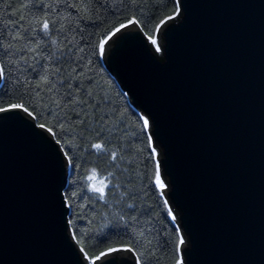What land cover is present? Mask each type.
I'll return each instance as SVG.
<instances>
[{"label":"water","instance_id":"1","mask_svg":"<svg viewBox=\"0 0 264 264\" xmlns=\"http://www.w3.org/2000/svg\"><path fill=\"white\" fill-rule=\"evenodd\" d=\"M176 1L159 51L133 23L102 62L148 121L183 264H264V0ZM68 178L47 128L21 107L0 112V264H90ZM105 261L136 264L123 250L93 263Z\"/></svg>","mask_w":264,"mask_h":264},{"label":"trees","instance_id":"2","mask_svg":"<svg viewBox=\"0 0 264 264\" xmlns=\"http://www.w3.org/2000/svg\"><path fill=\"white\" fill-rule=\"evenodd\" d=\"M178 10L176 0H40L27 8L24 0H0V38L5 50L9 43L14 45L8 55L0 51L4 67L0 108L21 105L39 125L52 128L69 162L64 194L72 234L90 261L111 248L129 244L142 254L145 264H176L181 259L176 241L182 235L169 213L161 185L155 183L160 168L157 177L156 150L149 126L144 129L143 125L146 118L131 104L101 59L103 43L121 24L138 20L153 40L161 22ZM43 18L63 25L51 35L59 50L49 46L48 37L36 33L31 35L29 46L35 47L36 41L42 40L37 52L17 51L26 40L14 38L13 30L21 36L24 29L31 33L39 26L29 22ZM21 55L27 59L21 60ZM44 76L52 81L51 91L41 80ZM73 97L88 103L69 104ZM54 101H59V106ZM85 117L86 123L78 122ZM61 123L68 131L60 128ZM101 124L106 131L98 134ZM98 142L105 145L106 153L91 149V144ZM108 152L116 154L114 161ZM150 152L153 159L148 158ZM93 170L97 175L89 179ZM109 173H114V178ZM94 186L105 187L103 198L93 191Z\"/></svg>","mask_w":264,"mask_h":264},{"label":"snow or ice","instance_id":"3","mask_svg":"<svg viewBox=\"0 0 264 264\" xmlns=\"http://www.w3.org/2000/svg\"><path fill=\"white\" fill-rule=\"evenodd\" d=\"M40 0H24V3H25V8L29 7V5L31 6H36L37 3H39ZM133 2H135V0H133ZM48 7H51V5H49ZM39 10H43L42 8L39 9ZM21 19H24V17L22 16ZM169 19H171V17H169ZM30 25L31 24H36L38 25L39 27L36 28V27H33L32 30H31V33H29L28 29H24V35L21 36L19 31L14 29V38L16 37H19L20 39H23V40H26V44L24 47L20 48V49H17V51H20L21 53L27 51V52H37V49L40 47V44L42 43V40L38 39L36 41V46L35 47H30L29 45L32 43L31 41V35L32 34H36V33H41L43 34V36H46L49 38V46L50 47H56L57 50H59L58 48V45H57V41L54 40V39H51V35H52V31L55 30V31H59L63 25L62 24H58V21L55 20V19H48V18H43L41 20H34V21H30L29 22ZM137 24L139 25L140 24V21L138 20H135V19H129L128 20V24H121L120 25V28H125V27H128L129 25L131 24ZM164 21L161 22V24H163ZM50 25H52L53 27H50ZM20 27H23V25H21ZM158 30V28H157ZM116 31H120V29H116ZM154 44L156 43L155 40L152 41ZM14 47V45L12 43H9L8 46H7V50H5V46L3 44V41H2V38H0V51H4V54L5 55H8L9 54V51H11V49ZM83 49H80V51H82ZM38 54V53H37ZM50 55H54V53H50ZM21 60H26L27 57L24 56V55H21L20 57ZM33 59H35V57H33ZM4 75V67H3V64H0V77H3ZM41 80L43 81V84L44 85H47L48 88L47 90L48 91H51L52 90V81H50L48 79L47 76H44V77H41ZM37 87H40V85H37ZM58 106H59V101H54ZM88 103V101H83V100H77L75 97H73L70 101H69V104H73V105H86ZM12 108H19V107H22L21 105H12L11 106ZM25 112L28 111L27 108H24L23 109ZM83 111V108L81 109ZM8 111V109H5V108H0V112H6ZM54 115H59V113H53ZM76 115L79 117L81 115L80 112H77ZM100 119H103V117L101 116ZM79 123L81 124H84L87 122V118L85 117V119L83 120H79L78 121ZM143 125H144V129H146L147 125H148V121L147 119H145L143 121ZM41 128H44L45 125L44 124H41L40 125ZM60 128L64 131H68V129H64L63 127V124L61 123L60 124ZM144 129H142V133H144ZM48 132H52V128H48L47 129ZM106 131L105 129V126L104 125H100L98 128H97V133H104ZM146 134V133H144ZM150 147V146H149ZM91 149L95 150L96 152L98 153H106L107 150L105 148V145L103 143H93L91 144ZM154 151V150H153ZM108 154L111 156L112 160L114 161L116 159V154L114 152H108ZM149 159H153V156H152V152L149 153ZM69 159H71V157H69ZM156 176L159 177V164L156 165ZM97 173L95 172V170H93V174L92 176L89 177V179H92L94 176H96ZM109 177H112L114 178V173H109L108 174ZM101 185H104V181L101 180L100 181ZM155 183H160L159 179H157L155 181ZM113 188H116V187H119L118 185H113L112 186ZM93 191L101 194V198H103V194H104V191H105V187L104 186H101V187H93ZM165 203H167V201L165 200ZM133 206L132 205H129V208H132ZM171 212V210L169 209V213ZM173 220H175V217L173 216L172 217ZM141 235H143V233H141ZM136 244H139L140 241L137 240L135 241ZM149 244L152 243L151 240L148 241ZM184 244V240H183V237H179V239L176 241V250L179 251L180 247ZM129 251V252H133L135 254V262L136 264H145V259L142 258V254L140 252H138L137 248L136 247H133L131 244H129L127 247H124V248H111L109 249V252L108 253H102L101 255H110L111 253L113 252H117V251ZM145 252H150V249H147L145 248ZM105 264H110V261H105ZM176 264H183V261L181 259H178L176 261Z\"/></svg>","mask_w":264,"mask_h":264},{"label":"rangeland","instance_id":"4","mask_svg":"<svg viewBox=\"0 0 264 264\" xmlns=\"http://www.w3.org/2000/svg\"><path fill=\"white\" fill-rule=\"evenodd\" d=\"M155 39H156V37H155ZM156 41V40H155ZM154 44V43H153ZM154 46H155V48H156V50L157 51H159L160 50V47H159V44H158V42L156 41V43L154 44ZM159 181H160V185H161V187H164V182L161 180V177H159ZM90 264H94L93 263V261H90Z\"/></svg>","mask_w":264,"mask_h":264},{"label":"bare ground","instance_id":"5","mask_svg":"<svg viewBox=\"0 0 264 264\" xmlns=\"http://www.w3.org/2000/svg\"><path fill=\"white\" fill-rule=\"evenodd\" d=\"M8 109V108H7Z\"/></svg>","mask_w":264,"mask_h":264}]
</instances>
